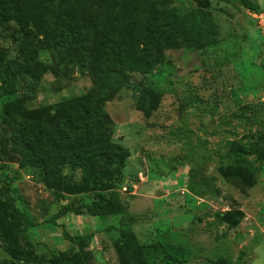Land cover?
<instances>
[{"label": "rangeland", "instance_id": "374dc122", "mask_svg": "<svg viewBox=\"0 0 264 264\" xmlns=\"http://www.w3.org/2000/svg\"><path fill=\"white\" fill-rule=\"evenodd\" d=\"M247 1L249 7L241 0H170L179 12L209 7L216 41L200 49L174 42L155 50L149 72L129 73L127 83L104 74L110 96L89 104L84 117L96 144L116 156L105 154L86 177L53 157L51 165H61L65 179L81 189H64L59 197L44 186L40 166L28 163L31 150L10 135L26 122L43 126L49 140L75 131L79 119L65 124L62 114L81 107L75 97L100 76L53 39L26 32L32 63L45 71L13 122H0V194L9 184L24 202L35 223L22 240L35 244L39 255L85 244L90 264H120L126 258L116 244L123 227L140 243L168 246L180 264H264V27L258 22L264 0ZM84 5L89 14L97 12V0ZM78 24L90 44L83 18ZM24 31L13 22L0 24V49L10 66ZM142 85L150 91L139 96ZM15 86L21 94L19 79ZM252 142L251 153H236ZM116 144L122 149L110 148ZM111 199L121 203L120 212L87 211L91 201ZM78 235L83 239L76 243ZM3 247L0 242V264L7 259Z\"/></svg>", "mask_w": 264, "mask_h": 264}, {"label": "trees", "instance_id": "16d2710c", "mask_svg": "<svg viewBox=\"0 0 264 264\" xmlns=\"http://www.w3.org/2000/svg\"><path fill=\"white\" fill-rule=\"evenodd\" d=\"M87 1L0 0V24L13 22L25 30L12 66L5 62V52L0 49V82L4 89L0 95L1 123L13 122L14 114L20 112V107L30 99L29 94L45 71L44 66L32 63L35 51L29 47L26 32L33 36L42 35L43 39H53L69 55L75 54L79 63L90 64L96 72L95 76H100L86 94L75 97L76 105H83L77 110L67 111L70 116L65 112L62 114L65 124L79 119L75 131L64 129L58 138L49 140L45 137L43 126L26 122L20 123L10 135L13 141L20 140L31 150L28 163L34 167L40 166L46 174L44 186L57 197L64 189H68L69 193H78L81 189L76 182L65 179L61 165H51L53 157L63 160L68 168L84 170L86 177L103 162L105 154L108 158L116 156L115 152L106 151L101 144H96L95 133L87 129L89 124L84 117L89 104H101L109 98L104 84L105 76L119 83H127L129 73L149 72L157 60L155 50L174 42L200 49L214 43L218 35L217 24L207 6L196 5L179 12L170 5V0H97V12L89 14L84 5ZM241 3L249 7L247 0H241ZM79 18H83L87 30L93 35L90 44L87 34L80 30ZM81 50L87 51L86 57L80 55ZM17 79L24 88L21 94H18L15 86ZM149 91L142 85L139 96ZM138 101V107H141V101ZM255 144L237 146L236 153H251ZM110 148L122 149L117 144ZM11 189L9 184H5L0 194V242L7 254L2 264H90L91 252L85 244L77 249L70 247L42 256L36 252L35 244L23 241V233L31 229L35 222L22 199L15 196V190ZM16 199L19 200L18 204L15 203ZM86 208L90 215L116 214L123 209L116 199L100 203L91 201ZM73 239L79 243L83 237L78 235ZM166 248L168 246L159 241L140 243L128 228L122 227L118 231L116 249L126 258L124 260L121 256L120 264H126V260L128 264H154L155 260L165 264L182 263L173 258Z\"/></svg>", "mask_w": 264, "mask_h": 264}, {"label": "built area", "instance_id": "2783aa9c", "mask_svg": "<svg viewBox=\"0 0 264 264\" xmlns=\"http://www.w3.org/2000/svg\"><path fill=\"white\" fill-rule=\"evenodd\" d=\"M259 17H261V16H259ZM258 22L260 23V26L261 27H264V20H263V18H259Z\"/></svg>", "mask_w": 264, "mask_h": 264}]
</instances>
